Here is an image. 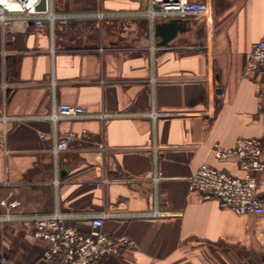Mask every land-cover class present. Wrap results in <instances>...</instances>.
<instances>
[{"label":"crops","instance_id":"1","mask_svg":"<svg viewBox=\"0 0 264 264\" xmlns=\"http://www.w3.org/2000/svg\"><path fill=\"white\" fill-rule=\"evenodd\" d=\"M54 1L64 26L0 23V116L24 118L0 121V260L51 264L16 218L58 210L116 215L100 230L134 245L97 264H264V213L189 191L204 163L241 174L210 154L215 143L258 138L264 159V77H243L264 34V0H193L210 5L209 17L182 18L186 30L164 47L149 0ZM60 103L109 117L44 118ZM153 110L162 115L141 116ZM68 133L76 139L55 155ZM257 179L264 202V171ZM155 209L162 215H137ZM65 224L90 230L88 218Z\"/></svg>","mask_w":264,"mask_h":264},{"label":"built area","instance_id":"2","mask_svg":"<svg viewBox=\"0 0 264 264\" xmlns=\"http://www.w3.org/2000/svg\"><path fill=\"white\" fill-rule=\"evenodd\" d=\"M45 8L39 10L41 0H0V23L7 25L11 21L33 22L35 26L48 23L54 27L57 23L64 26L69 16L55 10L54 0H44ZM211 7L206 2L193 0H149L148 19L168 21L190 16L205 20L209 17ZM243 77L248 79L264 77V34L251 45L243 67ZM162 115L153 110L141 116L156 118ZM105 114H91L85 108L73 104H53L51 111L44 118L54 124L63 119H104ZM24 118L0 116V121L23 120ZM44 138V135H41ZM74 133L59 138L52 150L56 155L69 148L75 140ZM210 154L217 160H235L241 171L234 175L208 164H202L190 177L189 191L200 194L203 200H215L220 208L230 209L236 214L264 213V202L258 194L257 175L264 171L263 142L258 138L240 137L233 146L224 148L215 143ZM139 216L156 218L162 213L155 209ZM115 214L102 213L92 216L64 214L58 210L48 214H33L17 217L28 220L31 224V236L43 243V259L51 264H97L102 259L116 253L121 248L134 245L127 235H111L100 230L105 219ZM11 218V217H9ZM88 218L90 230L84 234L75 226L65 224L66 220ZM0 264H15L2 258Z\"/></svg>","mask_w":264,"mask_h":264},{"label":"water","instance_id":"3","mask_svg":"<svg viewBox=\"0 0 264 264\" xmlns=\"http://www.w3.org/2000/svg\"><path fill=\"white\" fill-rule=\"evenodd\" d=\"M45 8V1L41 0V3L38 6L39 10H43ZM186 30V22L182 19H171L164 22H158L155 25L154 34L157 37H160L161 40L158 43L159 47L166 46L170 41H172L176 35L180 32Z\"/></svg>","mask_w":264,"mask_h":264},{"label":"rangeland","instance_id":"4","mask_svg":"<svg viewBox=\"0 0 264 264\" xmlns=\"http://www.w3.org/2000/svg\"><path fill=\"white\" fill-rule=\"evenodd\" d=\"M7 259V258H6Z\"/></svg>","mask_w":264,"mask_h":264}]
</instances>
